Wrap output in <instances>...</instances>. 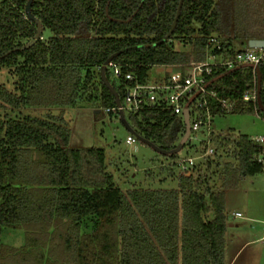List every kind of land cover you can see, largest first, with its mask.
Returning a JSON list of instances; mask_svg holds the SVG:
<instances>
[{"label":"trees","instance_id":"16d2710c","mask_svg":"<svg viewBox=\"0 0 264 264\" xmlns=\"http://www.w3.org/2000/svg\"><path fill=\"white\" fill-rule=\"evenodd\" d=\"M30 1L38 39L26 12ZM179 1L0 0V67L16 76L13 91L0 83V110H18L0 118V264H228L225 191L262 173L247 135L213 134L216 153L237 162L223 164L218 188L198 171L179 174L175 189L124 192L107 173L102 148L70 146L63 117L84 100L97 102L98 114L117 105L104 67L122 101L152 68L204 61L206 40L222 32L221 14L215 0H184L167 38ZM46 29L51 35L44 38ZM175 37L190 50L174 49ZM221 42L224 51L213 53L233 57L231 42ZM110 58L117 77L106 65ZM251 78L249 68L220 69L209 88L235 102L232 114H253L243 100ZM24 108L61 112L38 117L22 115ZM128 115L131 131L162 150L177 148L183 137L184 125L167 108ZM213 164L219 166L213 158L207 168ZM8 229L23 231L21 246L3 241Z\"/></svg>","mask_w":264,"mask_h":264},{"label":"rangeland","instance_id":"374dc122","mask_svg":"<svg viewBox=\"0 0 264 264\" xmlns=\"http://www.w3.org/2000/svg\"><path fill=\"white\" fill-rule=\"evenodd\" d=\"M215 8L221 14L222 30L221 34L215 36L226 43L231 42L236 50L243 48L250 37H264V0H215ZM50 35L48 29L43 33L44 38ZM185 42L177 37L171 41L176 50H190ZM149 75L151 81L164 77L158 68H152ZM15 81L16 76L13 73L0 67V83L13 91ZM96 103L84 100V107L67 108L63 111V117L71 130L70 146L102 148L105 151L106 171L124 192L136 188H177L178 176L184 173L177 164L178 160L198 157L203 152L198 144L188 142L175 154L178 157L161 155L138 140L119 115L95 114ZM60 112L61 109L57 108H24L20 111L22 115L38 117L58 115ZM17 113L18 110L12 111L11 108L0 110V118L6 115L16 116ZM128 114L126 111L127 121ZM214 129L215 134L233 132L235 135L254 137L264 134V121L255 114H227L215 118ZM131 135L135 141L127 144L126 139ZM179 139L174 145H178ZM213 145L215 147V143ZM213 158L219 166L213 164L211 168H207V161ZM226 162L237 165L231 155L220 151L209 157H199L192 173L197 176L198 171L201 172L207 177L211 187L218 188L221 185L218 174ZM225 209L228 214L226 260L230 261L239 251L234 264H264V174L243 177L237 187L226 190ZM235 213H241L242 217H235ZM3 241L9 245L21 246L24 243V233L20 229H8L3 235Z\"/></svg>","mask_w":264,"mask_h":264},{"label":"built area","instance_id":"2783aa9c","mask_svg":"<svg viewBox=\"0 0 264 264\" xmlns=\"http://www.w3.org/2000/svg\"><path fill=\"white\" fill-rule=\"evenodd\" d=\"M223 44L216 36L206 40V58L204 61H190L175 65L160 66L164 77L128 86L120 106L104 109L106 114L119 115L121 112L138 113L140 110L152 107L167 108L171 116L180 120L184 125V111L189 114L190 135L188 142L198 144L203 152L198 157L179 159L177 164L184 173H192L197 158L209 157L216 153L213 134L216 117L232 114L235 102L221 97L214 89L209 88L214 74L220 69L249 68L252 72L251 83L243 92V100L253 105V114L264 121V49L244 46L235 51L234 56L223 59L218 53L224 51ZM216 50L218 53H213ZM114 76L120 75L117 65L109 63ZM170 67L171 71L166 72ZM159 71V70H158ZM126 75V80H132ZM216 106V108H215ZM219 109L217 113L215 110ZM253 146L252 160L260 165L264 174V134L249 137ZM135 141L134 136H128L127 144ZM187 142V143H188ZM235 217H242L235 213Z\"/></svg>","mask_w":264,"mask_h":264},{"label":"water","instance_id":"95a60500","mask_svg":"<svg viewBox=\"0 0 264 264\" xmlns=\"http://www.w3.org/2000/svg\"><path fill=\"white\" fill-rule=\"evenodd\" d=\"M183 1H184V0H180V1H179V5H178V8H177V12H176L175 18H174V20H173L172 26H171V28H170V30H169L167 36H166L167 38H169V37L172 36V34H173V32H174V30H175V28H176V25H177V22H178V20H179V16H180V13H181V8H182V5H183ZM30 4H31V1L28 3V5H27V7H26V12H27L28 16H29L31 19H33V20L37 23V25H38V32H37L36 37H35V39H38V38H40V22H39L36 18H34V17L31 15V13H30ZM34 41H35V40H33L29 45L33 44ZM247 45H248V47H252V48H261V49H264V39H262V38H251V39H249V40L247 41ZM111 59H112V58H110L109 60H107L106 65H107L108 63H110ZM158 70H159V72H162V71H163V68H159ZM170 71H171V68H170V67H167V68H166V72H170ZM101 74H102V78L105 80L106 85H107V86L112 90V92L114 93L115 98H116V104H117L118 106H120V100H119V98H118V96H117L115 90H114L113 87L110 85V83L107 82L106 79H105V67L102 68V70H101ZM99 112H100V110H94V113H95V114H98ZM120 118L123 120L124 124L127 126V128L129 129V131H131L130 127L128 126V124H127V123L125 122V120H124V115H123L122 112H121V114H120ZM184 123H185V131H184L183 137H182V139L180 140V143H179V145L177 146V148H175V149H173V150H170V151L162 150V149H160L158 146H156L154 143H152V142H150V141H148V140L142 138L141 136H139V135L136 134L135 132H132V131H131V132H132V134H133L138 140H140L141 142H143V143H145V144L151 146V147H152L157 153H159V154H161V155H164V156L175 155V154H178V153L182 150L184 144H186V143L188 142V138H189V135H190L189 114H188V110H187V109L184 111Z\"/></svg>","mask_w":264,"mask_h":264},{"label":"crops","instance_id":"0c3cea01","mask_svg":"<svg viewBox=\"0 0 264 264\" xmlns=\"http://www.w3.org/2000/svg\"><path fill=\"white\" fill-rule=\"evenodd\" d=\"M239 253V251H237V253L234 255V257L232 259H230V261L227 260V263L228 264H234V260H235V257L237 256V254Z\"/></svg>","mask_w":264,"mask_h":264}]
</instances>
